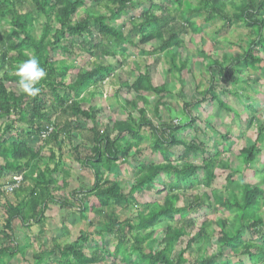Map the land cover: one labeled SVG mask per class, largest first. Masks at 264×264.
<instances>
[{
  "label": "trees",
  "instance_id": "1",
  "mask_svg": "<svg viewBox=\"0 0 264 264\" xmlns=\"http://www.w3.org/2000/svg\"><path fill=\"white\" fill-rule=\"evenodd\" d=\"M159 1L161 0H0V125L1 123L3 125L0 127V175L4 172L17 177L22 172H34L39 168L36 161L42 156L43 149L40 143L46 141V144L53 143L58 147L60 136L67 134L70 137L69 123L55 126L59 113L71 120L79 119L95 124L97 113L93 110L92 112L83 110L79 99L89 87L109 78L113 73L112 67L96 64L86 71L75 74L73 64H68L64 60L57 62L54 55L60 50L63 54L71 56L72 49L78 45L77 41L81 40L84 48L81 50L86 54L97 55L101 60L114 58L115 53L111 51L110 46L120 47L125 41V36L108 23L109 19H120L128 13L134 15L130 27L132 34L139 36L137 44L147 46L152 42H158L156 47L150 49V55H166L174 49H179L187 31L193 35L201 33L200 27L190 20V15L194 18H203L204 23L215 19L222 20L224 25L220 29L221 32H226L235 25L242 26L247 35L244 46L239 48L240 53L237 56L222 54L221 58L210 60L207 67L205 66L211 81L202 96H208L210 101L229 112L230 109L224 106L215 94L213 84L215 75L221 83H231L233 86L243 82L242 77L245 74H254L264 81V0H197V6L190 5L186 0H167L168 5ZM88 4L104 6L108 12L105 15L86 12L82 19L74 22L73 18L78 10ZM144 5L148 7L136 17V9ZM227 6L234 12L231 18L225 16ZM172 8L178 14L177 17L173 18L171 15ZM41 18L44 22L40 25L41 34L36 38L33 35L34 24L36 22L40 24ZM2 24H7L9 29L3 30ZM32 55L38 58L41 67L47 72V77L36 85L41 88L40 94L36 97H29L20 91L18 77L15 74L16 67ZM175 62L176 55L173 54L169 62V72L176 71L181 75L186 69V64L179 62L177 66ZM235 71L237 78L232 81L231 75ZM73 74L76 75L75 80L69 84L63 82L65 77ZM6 84L14 86L7 89ZM44 89H47V92ZM129 91L135 94L136 102H142L145 106L147 100L143 95L146 93L160 97L156 103L155 114L167 104L164 100L168 94L166 87L154 86L148 69L136 76ZM47 97L50 99H46ZM246 101L250 102L247 106L249 112L257 115L255 101L250 99ZM199 104L200 102L194 105L186 104L185 108ZM26 105L27 110L24 108ZM133 105L136 108L134 103ZM136 112L137 122L133 120L114 122L111 131L106 129L99 132L94 125L92 126L88 154L81 158L77 153L76 159L81 167L91 173L93 183L88 191H78L74 195L79 194L80 197L78 200L80 215L91 213L95 217H101L111 206L123 209L136 208L140 205L143 194L151 192L158 196L165 193L162 206L156 204L151 208L152 205L148 204L152 210L146 214H136L135 221L128 219L119 222V218L110 212L102 229L99 230V235L116 239L111 251L103 246L100 252L93 251L90 255H85L83 245L86 239L82 236L74 243L61 244L58 240H51L49 251L46 254L34 255V262L39 264L44 257H48L47 259L52 257V260L67 264H108L105 259L111 260L109 264H188L184 258L185 250L216 235L219 244L217 254L202 260L199 264H245L246 261L264 264V222L259 214L264 192L260 184L251 186L241 180L239 198L233 193H229L231 197H224L223 194L214 192L211 199V202L221 209L227 211L235 209L233 227L229 228L226 221L218 220L214 233V230L212 232L209 230L210 224L202 226L186 242L185 249L175 257L172 256L175 245L195 230L193 217L202 207L210 206V199L207 196L200 198L184 195L183 198H187V202L179 204L181 198L179 189L185 191L182 190L180 183L183 182L184 186L194 184V176L199 168L187 160L200 153L202 145L197 137L190 142L179 140L177 137L179 128L172 125L155 126L145 116V107L137 109ZM255 115L251 116L250 120V124L256 121L255 139L251 146L244 147L239 152V159L244 168L259 161L264 153V117ZM191 123L193 121L189 122L190 125ZM14 124L23 125L26 131L22 135L15 134L16 136L10 137L9 132H14L12 131ZM47 125L52 126L53 131L46 140H42L40 132ZM141 128L150 131L154 139L152 149L159 153L164 164L144 165L133 156L135 153L139 154L138 149L133 152V147H138L143 141L139 134ZM221 138L227 143L226 136ZM176 147L182 148L185 161L174 166L170 152ZM53 161V153H50L49 162ZM216 162L217 158L213 156L201 164L206 188L213 184V165ZM129 163L134 166L132 174L134 181L127 193H124L120 181L109 183L105 175L113 169L128 166ZM59 169L61 171V163L52 169L46 166L42 172L35 175L32 187L25 183L27 178L20 177L21 184L13 192L16 194L19 191L17 197L23 198L14 207L6 205L8 213L2 230L4 232L0 236L4 245L11 244L8 247L0 244V258L6 256L10 259L18 254L12 236V224L15 220L24 227L32 223L39 225L38 235H41L44 213L51 201L50 194L55 191V184L64 182L60 181ZM162 173L172 176L175 184L166 183V187L163 186L162 190L156 191L155 183ZM231 179L232 177L228 175L227 185L233 183ZM62 185L66 187L65 183ZM59 204L63 208H69L67 200L59 201ZM145 205L147 204L142 206L145 208L147 207ZM175 216H178L177 221L174 219ZM166 221H175V226L166 224L163 238L157 243V237H154L155 228ZM243 231L248 233V240H243ZM156 243L160 244L159 249L152 247Z\"/></svg>",
  "mask_w": 264,
  "mask_h": 264
},
{
  "label": "rangeland",
  "instance_id": "2",
  "mask_svg": "<svg viewBox=\"0 0 264 264\" xmlns=\"http://www.w3.org/2000/svg\"><path fill=\"white\" fill-rule=\"evenodd\" d=\"M192 1V2H190ZM190 5L197 6V0H186ZM159 3L168 5L167 0H161ZM148 5H144L136 9V17L140 16L143 10H146ZM171 15L177 17V13L171 9ZM86 12L93 14H107V8L104 6H94L88 4L85 8L78 10L77 15L73 18L76 22L82 19ZM232 8L227 6L226 17L231 18L233 14ZM190 20L198 25L201 29V33L193 35L187 31V34L182 38V47L167 53L166 55H150V49L156 47L158 42H152L147 46H139L137 44L138 34H132L130 23L134 20V15L128 13L122 16L120 19L108 20V23L121 31L125 36L124 43L120 47L110 46L112 52L115 53L114 58H106L101 60L99 56H91L86 54L81 49H84L81 45V40L77 41V46L72 49L71 56L63 54L60 50H57L54 55L55 61L59 62L64 60L68 64H73L75 67L74 73L79 71H86L96 64L109 65L113 69L112 75L104 82L96 83V85L89 87L80 96V104L83 110L88 112L97 113V120L95 124L90 121H83L79 119H69L65 115L56 116L55 126H63L69 123L71 131L70 137L60 136L58 139L59 146L51 143L46 144V141L40 143L42 146L41 159L36 161L37 167L34 172L27 171L22 172L20 176L5 173L1 174L0 186L13 183L15 179L25 177L26 184L33 186L35 175L42 172L46 166L52 168L53 163H61V171L59 169L60 181L66 187H63V183H60V201L67 200L69 206L68 209L56 205L50 206L49 214L43 219V226L41 229V235L43 237L42 243L36 241V237L40 232V226L30 224V226H22L17 220L12 224V236L15 240L17 255L15 257L6 258L2 256L0 258V264H36L34 262V255L46 254L51 247V243L46 238H52L58 234V228H60V242L61 244L74 243V241L82 236L86 239L83 245V252L85 255H90L93 251L100 252L103 246L107 250L111 251L112 247L116 244V239L110 236H100L99 230L102 229L103 224L107 219V215L113 212L118 218L119 222L125 220H136V214H146L151 211L152 207L156 204L162 206V200L165 193L162 195H156L155 192L143 194L140 205L133 209H123L116 206H111L101 217H95L91 213L80 215L79 213V194L74 195L76 192L88 191L92 186L93 179L91 173L81 167L77 163V153L81 158H84L88 154V150L91 147L90 140L92 137L91 128L94 125L96 130L103 132L104 130L111 131V126L114 122L119 121H136L138 115L136 110L145 107V116L155 126L160 125H172L179 128L177 137L179 140L190 142L194 137H197L201 143V152L191 156L187 162L191 163L195 167H199L195 173V181L191 186L180 183L182 187L179 189L180 202H187L186 197L197 196L204 198L207 196L210 199V206L208 208L202 207L200 212L193 217L195 222V230L185 238H182L174 247L173 257L176 256L181 250L185 249L186 242L194 235L202 226L210 224L209 230H214L216 233L215 223L219 221H226L228 227L232 228L234 225L235 209L229 211L224 208L221 209L214 202H211L212 194L219 192L224 197H231L229 193H233L236 198L240 197V180L248 185H261V189L264 192V172H262V166H264V153L260 156L259 161H255L250 164L249 167L244 168L242 161L239 159V152L244 147L252 145L257 132L256 121H252L250 124L251 114L247 108L250 102L246 99L254 100L256 105L257 116L264 117V81L258 79L254 74H245L239 85L235 87L230 84H223L215 75L213 84L215 86V94L230 111L224 110L219 107L217 103H213L209 100V97H203L202 93L208 89L211 78L205 72L202 67L211 62L210 60L221 58L222 54H229V56H237L240 53L239 48L244 46V39L247 35V31L239 25H235L229 28L226 32H221L220 29L224 25V22L220 19L204 23L203 18H194L189 16ZM44 22L41 18L40 24H34L33 35L38 38L41 34L40 25ZM136 22V21H135ZM3 30H8L7 24H2ZM219 34L217 35V32ZM96 37V36H94ZM96 39H98L96 37ZM98 43V40H96ZM217 44L218 48L213 49ZM214 44V45H213ZM201 51V52H200ZM176 55V64L182 60L185 62L187 68L179 75L169 71V62L171 55ZM204 57H203V56ZM264 57V54H263ZM148 69L154 86H165L168 92L165 95L166 106L155 114L156 103L160 100V97L152 93H146L143 95L147 100L146 106L142 102H136V96L132 91H129L130 86L134 82L136 76L139 73H143ZM77 72V73H76ZM170 73V74H169ZM75 74L67 76L63 79V82L69 84L75 80ZM14 85L6 84L7 89H11ZM47 92V89H44ZM204 98V101L202 99ZM46 99H50L47 97ZM200 102L199 105L185 108L186 104ZM133 103L136 105L134 107ZM27 110V105L24 107ZM159 111V110H158ZM54 119V118H52ZM60 123H58V121ZM55 121V120H54ZM190 121H193L191 125ZM0 127L3 125L1 123ZM13 133L10 131L9 136L13 137L18 134H23L26 131V127L21 124H14ZM16 134V135H15ZM113 134V132H112ZM111 134V136H113ZM139 134L143 137V141L138 147H133V152L138 149L139 154L135 153L133 156L135 159L140 160L144 165H162L164 164L159 153L154 151V139L150 134V131L146 128H141ZM222 136L227 137V143H224ZM57 147V148H56ZM132 152V153H133ZM53 153L54 162H49V154ZM171 155L173 157V165L177 166L183 164L185 158H183V150L180 147L171 149ZM216 156L217 162L213 165V184L206 188L203 182V172L201 170V164L205 160ZM227 167V168H226ZM134 166L131 163L128 166H124L120 169H113L108 175H105L108 182L120 181V186L124 193H127L132 186L134 178L133 174ZM22 175V176H21ZM230 175L232 177L231 185H227L226 178ZM193 178V180H194ZM263 180V182H262ZM175 179L167 174H161L156 181L155 190L160 191L163 186L167 184H175ZM167 183V184H166ZM30 187V186H29ZM56 189V188H54ZM19 190V189H18ZM17 191V190H16ZM181 191V192H180ZM15 192V191H14ZM0 194V234L4 231L5 220L7 218L6 205L14 207L13 198L15 193ZM74 196L73 198L71 197ZM7 195V196H6ZM186 199V200H185ZM143 204H147L144 208ZM152 205L151 208L148 205ZM60 210V212H59ZM259 214L264 222V195L260 203ZM175 221L178 220V216H175ZM175 221H166L155 228L156 233L154 237H157V243H160L163 238V233L166 230V224L175 226ZM43 232H45V237ZM210 232V231H209ZM6 234V232L4 233ZM216 235H213L207 240L200 241L192 245L191 249L185 250V259L188 264H199L206 258L214 257L219 249ZM248 233L242 232L243 240H248ZM45 239V240H44ZM0 236V244L4 245ZM153 244L154 249H159L160 244ZM11 243L4 245L8 247ZM13 244V243H12ZM14 245V244H13ZM14 247V246H13ZM47 248V249H46ZM136 257V255H135ZM4 258V260H1ZM6 258V259H5ZM44 257L43 261L39 264H67L57 262V260L47 259ZM108 264L110 259H105ZM245 264H252L246 261Z\"/></svg>",
  "mask_w": 264,
  "mask_h": 264
},
{
  "label": "clouds",
  "instance_id": "3",
  "mask_svg": "<svg viewBox=\"0 0 264 264\" xmlns=\"http://www.w3.org/2000/svg\"><path fill=\"white\" fill-rule=\"evenodd\" d=\"M18 77V88L29 97H36L40 94L41 88L37 87L47 77L46 70L41 67L35 55L21 62L15 69Z\"/></svg>",
  "mask_w": 264,
  "mask_h": 264
},
{
  "label": "crops",
  "instance_id": "4",
  "mask_svg": "<svg viewBox=\"0 0 264 264\" xmlns=\"http://www.w3.org/2000/svg\"><path fill=\"white\" fill-rule=\"evenodd\" d=\"M219 34V31L217 32V35ZM214 45V44H213ZM182 47V46H181ZM180 47V48H181ZM218 48V46H217V44L215 43V46H214V48L213 49H217ZM178 50V49H177ZM173 51V53H175V49L174 50H172ZM201 52V51H200ZM229 55V54H228ZM204 57V56H203ZM180 62H182V63H185V62H183L182 60L180 61ZM204 69H205V72H206V68H205V65H203L202 66ZM186 68H187V66H186ZM169 69V68H168ZM169 72V71H168ZM237 72L235 71V72H233L232 73V75H231V80L232 81H234V79L235 78H237V74H236ZM170 74V73H169ZM207 75H209L208 73H206ZM217 78H218V76H216ZM242 81H243V79H242ZM228 84H230V85H232L231 83H228ZM237 85H239V83L237 84ZM236 86V85H235ZM234 86V87H235ZM57 148V147H56ZM49 156H50V154H49ZM54 162V161H53ZM53 162H51V163H53ZM58 164V162L57 163H53V165L54 166H56ZM53 166V167H54ZM52 167V168H53ZM52 168H50V169H52ZM2 186H4V185H2ZM28 186V185H27ZM30 187H32L31 185H29ZM55 191L53 192V193H51L50 194V205H48V207H47V209H46V211H45V213H44V217L46 216L47 217V215L49 214V209H50V206H53V205H56V207L57 208H59L60 207V204H59V201H60V182H58L57 184H55ZM19 192V191H18ZM18 192L15 194V196H14V198H13V202H14V206H15V204L16 203H19V201H21L22 200V198L23 197H20V198H18L17 197V195H18ZM20 193V192H19ZM7 196V195H6ZM1 197V196H0ZM5 205H7L6 203H5ZM59 212H60V210H59ZM0 232H1V230H0ZM43 234H44V237H45V232H43ZM36 237V241L37 242H39V243H41V244H45V243H42V240H43V237L40 235H37V236H35ZM46 238V237H45ZM47 240H49V241H51V240H57V239H59V242H60V228H58V234H56V236H52V238H46ZM45 240V239H44ZM15 241V240H14ZM47 249V248H46Z\"/></svg>",
  "mask_w": 264,
  "mask_h": 264
},
{
  "label": "built area",
  "instance_id": "5",
  "mask_svg": "<svg viewBox=\"0 0 264 264\" xmlns=\"http://www.w3.org/2000/svg\"><path fill=\"white\" fill-rule=\"evenodd\" d=\"M53 129L52 126H45L41 132H40V138L42 140H46L49 135L52 133ZM21 184V179H15L13 181V183H9L5 186L0 187V191L4 192V193H12L15 189H17L19 187V185Z\"/></svg>",
  "mask_w": 264,
  "mask_h": 264
}]
</instances>
